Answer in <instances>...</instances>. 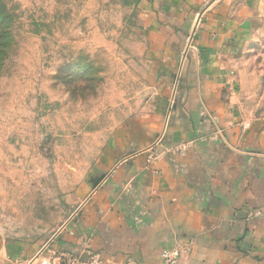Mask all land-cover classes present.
Masks as SVG:
<instances>
[{"label": "rangeland", "instance_id": "obj_1", "mask_svg": "<svg viewBox=\"0 0 264 264\" xmlns=\"http://www.w3.org/2000/svg\"><path fill=\"white\" fill-rule=\"evenodd\" d=\"M216 1L0 0L10 34L0 37L1 250L28 254L26 264L59 256L50 242L107 173L171 125H193L181 110L192 108L196 35ZM259 15L234 53L232 39L221 51L216 97L193 100L202 122L218 124L217 105L240 119L264 117ZM174 247L186 264L191 245Z\"/></svg>", "mask_w": 264, "mask_h": 264}, {"label": "crops", "instance_id": "obj_2", "mask_svg": "<svg viewBox=\"0 0 264 264\" xmlns=\"http://www.w3.org/2000/svg\"><path fill=\"white\" fill-rule=\"evenodd\" d=\"M211 7L196 35L202 60L186 96L192 108L181 110L195 124H173L150 150L119 162L50 242L55 250L82 259L97 253L101 264H161L162 250L190 244L186 264H264V117L240 119L217 105L212 125L192 105L216 97L221 51L232 39L234 53L251 35L248 24L264 15V0ZM26 256L0 249V263L26 264Z\"/></svg>", "mask_w": 264, "mask_h": 264}, {"label": "built area", "instance_id": "obj_3", "mask_svg": "<svg viewBox=\"0 0 264 264\" xmlns=\"http://www.w3.org/2000/svg\"><path fill=\"white\" fill-rule=\"evenodd\" d=\"M183 250L180 247H173L170 250H162L160 253L162 264H177L179 256ZM56 262H54V259ZM55 258H43L40 264H101V257L97 253H90L86 259L73 254H60Z\"/></svg>", "mask_w": 264, "mask_h": 264}, {"label": "trees", "instance_id": "obj_4", "mask_svg": "<svg viewBox=\"0 0 264 264\" xmlns=\"http://www.w3.org/2000/svg\"><path fill=\"white\" fill-rule=\"evenodd\" d=\"M5 18L3 12H0V37L2 39L6 38L7 36H9V32L7 31V28H3V26H1V19Z\"/></svg>", "mask_w": 264, "mask_h": 264}]
</instances>
